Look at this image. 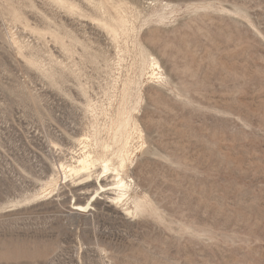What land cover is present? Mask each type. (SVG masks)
I'll return each instance as SVG.
<instances>
[{
    "label": "rangeland",
    "instance_id": "374dc122",
    "mask_svg": "<svg viewBox=\"0 0 264 264\" xmlns=\"http://www.w3.org/2000/svg\"><path fill=\"white\" fill-rule=\"evenodd\" d=\"M0 264H264V0H0Z\"/></svg>",
    "mask_w": 264,
    "mask_h": 264
},
{
    "label": "bare ground",
    "instance_id": "6f19581e",
    "mask_svg": "<svg viewBox=\"0 0 264 264\" xmlns=\"http://www.w3.org/2000/svg\"><path fill=\"white\" fill-rule=\"evenodd\" d=\"M110 29H112L111 31L113 33H115L116 32V25L110 26ZM94 61L96 62V60H94ZM147 64L149 65L148 69H150V71H151L149 73V74H151V77L153 79L155 78L158 81L163 82V74L160 72L161 67H160V64L157 61V59L151 58L149 61L144 60V66H146ZM139 125L140 124H138V120H136L133 117L132 112L129 111V109H128V106L125 103H122L120 105L117 113H116V116L112 119V122H111V125L109 128V130L113 134V142H112L113 146L104 145V144L100 143L98 140L99 139L98 134H97L98 137L97 136L95 137V142L97 145L94 142V146H92V147L98 146L100 148V151L104 152V153H106L110 149V147H113L114 148V150H113L114 156H115V157H113L114 159L113 158H111V159L101 158V156H96L94 153H84L83 156L77 160L76 165L68 166V168H67L68 174L71 177H78V178H80V180L85 181L87 179L94 178V177H92L94 170L96 168L100 167V168H102L104 173H110L111 176H113L114 182L113 183L111 182V183L114 186V188L109 189L111 191V194H113L112 196H114L112 198V200L113 201H122L125 198H130V185L125 181L124 176L126 175V169L128 167V164L131 162L132 155H133V151L131 150L132 142L136 138H137V140H138V138L139 139L141 138L140 134H142V133H141V129L139 128ZM99 134H100V132H99ZM83 144H81V146ZM87 147L88 146H86V148ZM83 149H85V148L83 147ZM92 150H93V148H92ZM73 159H74V157H73ZM115 161H116V163H115ZM115 164H116V166H115ZM98 174H100V172ZM100 175H102V174H100ZM68 177H67V179H68ZM78 178L76 180H78ZM81 183H83V182H81ZM112 185H110V187ZM84 186L85 185H83V187ZM106 187L107 186H103L102 188L104 189ZM107 192H109V191H107ZM100 197H101V195H100ZM135 210H136V212L140 210V206L138 204H136ZM75 211L77 213H84L85 206L78 205L77 208L75 209ZM132 211H134V210H132Z\"/></svg>",
    "mask_w": 264,
    "mask_h": 264
}]
</instances>
